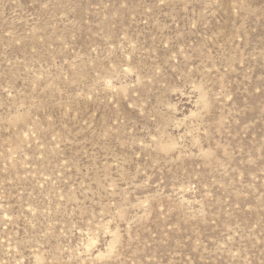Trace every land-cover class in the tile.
Masks as SVG:
<instances>
[{
    "label": "rangeland",
    "instance_id": "1",
    "mask_svg": "<svg viewBox=\"0 0 264 264\" xmlns=\"http://www.w3.org/2000/svg\"><path fill=\"white\" fill-rule=\"evenodd\" d=\"M0 264H264V0H0Z\"/></svg>",
    "mask_w": 264,
    "mask_h": 264
}]
</instances>
